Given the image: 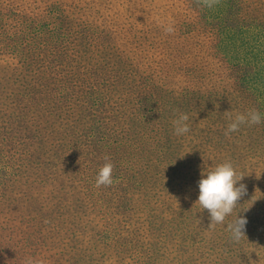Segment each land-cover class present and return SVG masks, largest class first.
<instances>
[{"label":"rangeland","instance_id":"1","mask_svg":"<svg viewBox=\"0 0 264 264\" xmlns=\"http://www.w3.org/2000/svg\"><path fill=\"white\" fill-rule=\"evenodd\" d=\"M235 24L249 25L251 39L264 35V0L211 9L197 0H0V264H264V88L225 87L230 72L256 75L247 60L232 65L244 59L222 37ZM160 84L166 108L149 100ZM209 102L223 134L215 152L216 141L201 139ZM142 103L156 122L138 116ZM251 108L262 122L226 136V112ZM179 113L189 115L182 136L172 123ZM105 155L113 184L97 188ZM225 161L247 188L236 207L248 221L239 242L227 230L237 216L211 226L182 181ZM149 175L174 209L154 194L118 205L122 188L145 191Z\"/></svg>","mask_w":264,"mask_h":264},{"label":"clouds","instance_id":"2","mask_svg":"<svg viewBox=\"0 0 264 264\" xmlns=\"http://www.w3.org/2000/svg\"><path fill=\"white\" fill-rule=\"evenodd\" d=\"M197 3L211 9L219 3V0H197ZM163 30L166 34H171L174 32V27L169 23L163 27ZM226 113L230 121L225 131L226 136L232 132L239 131L241 125L252 126L262 122V115L255 108L247 110L246 113H237L234 117L230 111ZM188 120L189 115L187 113H179L177 115L172 121L175 135L182 136L189 133ZM104 160L105 163L99 168L95 177V187L97 188L113 184L114 164L107 155L104 156ZM243 178V175L237 174L231 161L222 162L201 172V179L198 182L199 196L195 204H198L203 210H208L211 226L223 224L226 217L233 213L241 197L246 194V185L240 184L237 187V183ZM247 223V219L239 215L228 223L227 230L234 242H239L245 237ZM25 264H43V261L29 257L26 259Z\"/></svg>","mask_w":264,"mask_h":264},{"label":"trees","instance_id":"3","mask_svg":"<svg viewBox=\"0 0 264 264\" xmlns=\"http://www.w3.org/2000/svg\"><path fill=\"white\" fill-rule=\"evenodd\" d=\"M255 17L251 18V23L253 24ZM250 23V24H251ZM234 32L231 34V36H229V34L223 33V37L222 40L225 41L227 39V47L234 45L236 47V51H233V53H231L235 58H239V55L241 58H243L244 60L241 59V61H237L234 64H238L240 62L243 63V61L247 60V64H250L256 71V75H251L252 77H250V75H247L246 73L244 75H235L234 71L230 72V77L228 78V85H225V87H230V89L234 88L238 82H242L241 84H244L245 86L249 85V83H251L253 81V87H256V90L258 92H262L263 88H264V61L260 60L259 57V52L261 50H264V35H262L259 38L256 39H251L252 37L249 36L247 33L249 32V30L251 29V27L248 26H244V25H237L235 24L234 27ZM264 31V28L260 29V32ZM247 34V35H246ZM241 41V44H237V41ZM192 49V46H190L188 48V50L190 51ZM241 49H245L246 52H251V54L249 53H241ZM181 52L180 48H176L175 46L173 47V59H176V55L178 53ZM184 53H185V49H184ZM170 55H167V57H169ZM231 65V66H232ZM124 82V80H122ZM165 85V84H164ZM158 86V85H157ZM156 85L153 87L155 89ZM129 90L131 89L132 93L135 94L134 88L133 86H128L127 84L123 85V87H120V89L123 91V89ZM165 86H163L162 84H160V86L153 91L150 95H149V100L151 103H154L155 101H157V99L159 98V106L161 108H166L167 103H168V99H169V95L168 97L164 96V91H165ZM223 92H227V89L223 90ZM163 94L162 97H160ZM34 100L36 101V99L34 98ZM207 100H210V98H208ZM34 102V101H32ZM31 102V103H32ZM186 102V101H183ZM210 107H206V111L209 114L208 117V123L209 126L208 128L206 127L201 135V139L202 138H207L209 141H216V145H214L211 149L213 152H215L217 150V147H219L220 145H223V134L220 132V123L219 120L216 119V111L211 107L212 102H209ZM27 106H29V103H25V107L27 108ZM150 110V107L146 104V103H142V104H138V107L135 109L136 112H138V116H143L146 117L147 119H149V123H154L156 121H151L150 119L152 118L151 116H148V112ZM23 113H25L24 111H22ZM27 115V114H26ZM26 115L24 116V118L26 117ZM154 120V119H153ZM113 132V131H112ZM125 132V131H124ZM218 136V138H214L213 134H215ZM125 134V133H124ZM127 136V135H126ZM125 143V141H123ZM203 145L205 143V141H202ZM128 145H129V141H127ZM131 144H133L130 141ZM122 155H124L123 153L127 154L128 150L126 148L121 147L120 148ZM15 165V164H14ZM14 165H12L14 167ZM130 165H134V162L130 163ZM136 168H139V163L138 161H136L135 165ZM129 170V169H128ZM205 170V169H193V170H188L186 172V174L184 173L183 177H182V181L185 182L190 188L186 189V192L188 193V196L192 197L196 196V198H198L199 196V186H198V182L201 179V172ZM14 173V172H13ZM150 173V171H149ZM148 173V174H149ZM15 174V173H14ZM152 175H149L148 177H145V181L144 184L146 182L151 183L150 187L145 189V191H142L140 188H135L134 191H132V189H127V187L122 188L121 194L122 197L119 199L118 201V205H123L125 202V207L126 208H131L129 206H127V201L130 200L129 196L132 195H136L137 194H144V196H146V194H154V199L157 200L158 203L164 204L165 206H167L168 208H172L174 209V200L167 194L169 191V189L165 188L162 191H167V193H158L157 187H158V179L157 178H151ZM191 177L193 178V182L191 183L190 181L186 180L184 177ZM197 180V181H196ZM196 181V183H195ZM127 185H133L130 183H127ZM195 188V189H194ZM143 192V193H142ZM172 193V192H171ZM165 195V199L162 198ZM137 201L140 198H137ZM177 198H179L177 196ZM124 206V205H123ZM241 213L240 210H238L237 208L234 209L233 213L228 216V219H230L231 217H235L238 216L239 213ZM242 216V215H239ZM180 222H184V220L180 217H178ZM188 222V219L186 220ZM232 222V221H231ZM156 232L159 234V236H165V231L161 230L159 227L156 226L155 228ZM119 231V230H118ZM201 244L204 247H209L210 244L206 243L203 239H200ZM212 248H214V245H212ZM227 251H229V249L227 247H225ZM226 250L219 248V253L221 252L222 254H229V252H227ZM168 264V263H165Z\"/></svg>","mask_w":264,"mask_h":264}]
</instances>
